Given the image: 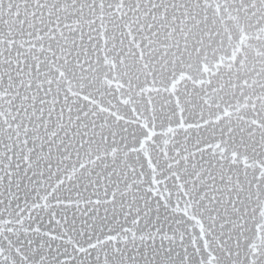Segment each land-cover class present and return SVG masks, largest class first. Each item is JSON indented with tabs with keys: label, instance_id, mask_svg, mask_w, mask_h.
<instances>
[{
	"label": "snow or ice",
	"instance_id": "obj_1",
	"mask_svg": "<svg viewBox=\"0 0 264 264\" xmlns=\"http://www.w3.org/2000/svg\"><path fill=\"white\" fill-rule=\"evenodd\" d=\"M0 264H264V0H0Z\"/></svg>",
	"mask_w": 264,
	"mask_h": 264
}]
</instances>
